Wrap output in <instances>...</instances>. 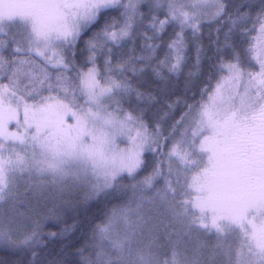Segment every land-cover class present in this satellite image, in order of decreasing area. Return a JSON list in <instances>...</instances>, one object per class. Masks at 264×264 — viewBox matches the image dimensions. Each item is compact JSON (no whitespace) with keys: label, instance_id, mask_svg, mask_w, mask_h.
Masks as SVG:
<instances>
[{"label":"snow or ice","instance_id":"1","mask_svg":"<svg viewBox=\"0 0 264 264\" xmlns=\"http://www.w3.org/2000/svg\"><path fill=\"white\" fill-rule=\"evenodd\" d=\"M0 264H264V0H0Z\"/></svg>","mask_w":264,"mask_h":264}]
</instances>
